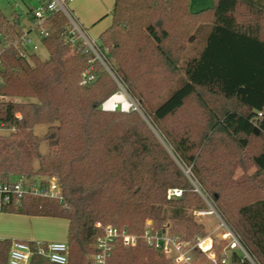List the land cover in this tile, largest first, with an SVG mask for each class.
<instances>
[{"label":"trees","instance_id":"16d2710c","mask_svg":"<svg viewBox=\"0 0 264 264\" xmlns=\"http://www.w3.org/2000/svg\"><path fill=\"white\" fill-rule=\"evenodd\" d=\"M37 1L44 6L46 0ZM204 22L210 29L202 47L179 67L180 53ZM41 27L45 35L39 27L34 32L45 58L25 43L19 14L0 9V129L7 130L0 135V176L53 177L59 196L27 194L2 212L66 219L65 264H92L94 241L105 225L141 233L150 220L154 229L166 227L193 243L202 226L192 211L210 203L257 264H264V0H213L197 12L188 9V0H114L98 46L111 73L81 39L69 38L62 12L48 13ZM139 34L169 72L183 73L153 109L139 106L165 146L134 108H102L118 84L126 85L118 60L121 51H139ZM190 98L206 114L199 143L218 135L235 146L220 170L203 167L188 133L172 135L162 125ZM37 124L47 125L42 137L32 131ZM41 139L45 154L38 149ZM255 140L260 148L249 152ZM35 159L41 164L33 170ZM248 166L253 171L235 180V169ZM168 188L181 194L168 198ZM13 240L0 238V264H8ZM228 263L251 264L238 250L229 251ZM29 264L57 263L34 252ZM113 264L174 263L139 239L129 247L118 242Z\"/></svg>","mask_w":264,"mask_h":264},{"label":"rangeland","instance_id":"374dc122","mask_svg":"<svg viewBox=\"0 0 264 264\" xmlns=\"http://www.w3.org/2000/svg\"><path fill=\"white\" fill-rule=\"evenodd\" d=\"M112 3L113 0H111V4ZM212 4L213 0H188V9L192 12H197L202 9H206ZM36 8H39L37 0H0V9L5 15L11 16L12 13L19 14V24L22 30L32 28V32L30 34L32 42L29 44V47L30 49L37 51L41 58H45L47 57V52L37 42L38 37L33 31L32 15L31 13L27 12L28 9L34 10ZM110 16L111 14H108L95 24L83 25L87 35L94 41L96 46H100L101 44L99 34L100 31L106 26V22L108 21L109 23L111 21ZM175 25L176 23H173V28L171 29H175ZM209 29L210 24L206 22L200 23L195 28L192 39L187 42L183 52L180 53V58L178 60L179 67H182L186 59L198 53L205 41V37ZM137 39L140 46L139 51L134 50L128 53L121 51V58L118 60L122 72L127 77V82H125L126 85L118 84V89H115L116 91L113 90L108 95V98L112 97L113 95H122L129 102V105L127 108H124L121 103H118V107L122 110L134 108L150 128V130L165 146L163 140L158 136L157 132L153 129L148 119L141 112L139 106L142 104L143 107L149 110L153 109L169 94L172 88L181 82L183 79V73L181 68L174 72H169L163 66L161 58L156 54V52L153 51L152 43L146 40V38L140 34L137 35ZM101 50H103V48ZM110 60L115 66L118 65L117 60L115 61L113 58ZM103 66L109 71V73H111V70L105 63H103ZM113 79L114 78H112V80ZM105 101L103 102V109H106L104 107ZM205 118L206 114L201 110L197 103H195L194 99L190 98L183 109L176 112L174 115L167 117L164 121H162V125L172 135L182 134L183 132L188 133V135H190L192 138V141L195 143L193 152L196 155H200L199 162L204 164L203 167H206V169L208 168L209 164L216 165H213L216 171V168L220 170V161L225 160L228 151H233L235 146L230 144V142H226L224 139L221 140L220 136L218 135H212L210 140L206 139L199 143L200 136L203 135L205 131ZM46 128V124H37L33 127L32 131L38 137H42L46 131ZM6 131V129H0V135L5 134ZM259 148V140H255L250 142V150L248 149V151H256ZM38 149L41 154H45L48 151L47 142L44 139L40 140ZM40 164V160H33V170H36ZM252 171V166L244 167V169L237 167L233 173V177L235 180H239L246 177ZM36 177L47 178V176L44 174H37ZM52 179L55 180L53 177ZM239 197L240 192L238 189V191H234L233 193L235 202L238 201ZM215 210L217 211L216 208ZM192 213L196 222L200 223L202 226L199 235L210 237L214 241L217 248H222L226 244V240L223 238L224 230L223 227L220 226V221L218 220L217 216L214 214L196 216L194 215V211H192ZM199 262H201L200 264H204L203 260H200Z\"/></svg>","mask_w":264,"mask_h":264},{"label":"built area","instance_id":"2783aa9c","mask_svg":"<svg viewBox=\"0 0 264 264\" xmlns=\"http://www.w3.org/2000/svg\"><path fill=\"white\" fill-rule=\"evenodd\" d=\"M67 2L68 0H46L44 6L39 5V8L31 9L33 31H35L36 27H39L38 33L45 35L46 32L41 27L42 19L50 12L60 11L70 25L69 32L71 36L69 38L71 40L76 37L81 39L85 46L104 63L98 46L87 35L85 28L72 13ZM29 29L32 31V28ZM22 37H25V43L30 44L32 42L30 33H27V30H25ZM92 77L93 75L90 74L81 82L83 83ZM116 106H118V103L113 105L111 109H114ZM27 194L57 197L59 196V188L54 179L20 175L7 180L0 176V212L7 207L16 206L19 200ZM180 194L181 189L179 188L167 189L168 198L179 196ZM194 213L196 216L210 214L217 216L220 226L224 230L223 238L226 240V244L222 248H217L210 237L204 236H198L193 243H188L182 240L178 234L168 232L166 227L154 229L151 226L150 220L146 221L141 233H133L126 227L107 224L104 226L103 233L97 236L94 241V253L91 256L92 264H113V252L118 242L124 247H129L135 245L139 239H143L156 251L171 258L174 264H200V260H203L204 264H229L228 254L230 250L240 251L251 264H257L243 246L239 236L228 227L210 203H208L207 209L195 210ZM34 252L46 257L53 263L65 264L67 262L66 242H36L33 248L28 241L14 239L8 252V264H29L31 255Z\"/></svg>","mask_w":264,"mask_h":264},{"label":"crops","instance_id":"0c3cea01","mask_svg":"<svg viewBox=\"0 0 264 264\" xmlns=\"http://www.w3.org/2000/svg\"><path fill=\"white\" fill-rule=\"evenodd\" d=\"M67 4L83 26L95 24L110 15L114 0L112 4L111 0H68ZM110 22H106L104 29ZM66 233L67 220L62 217L0 212V238L10 237L42 243L66 242Z\"/></svg>","mask_w":264,"mask_h":264},{"label":"bare ground","instance_id":"6f19581e","mask_svg":"<svg viewBox=\"0 0 264 264\" xmlns=\"http://www.w3.org/2000/svg\"><path fill=\"white\" fill-rule=\"evenodd\" d=\"M116 103H121L124 108H127L129 105V102L122 95H113L105 101L104 107L110 109Z\"/></svg>","mask_w":264,"mask_h":264},{"label":"water","instance_id":"95a60500","mask_svg":"<svg viewBox=\"0 0 264 264\" xmlns=\"http://www.w3.org/2000/svg\"><path fill=\"white\" fill-rule=\"evenodd\" d=\"M108 99H109V98H108ZM108 99H107V100H108Z\"/></svg>","mask_w":264,"mask_h":264}]
</instances>
